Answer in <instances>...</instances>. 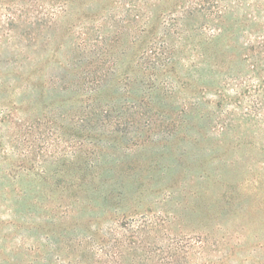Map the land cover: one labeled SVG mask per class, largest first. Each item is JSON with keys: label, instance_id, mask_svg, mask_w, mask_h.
Returning <instances> with one entry per match:
<instances>
[{"label": "rangeland", "instance_id": "1", "mask_svg": "<svg viewBox=\"0 0 264 264\" xmlns=\"http://www.w3.org/2000/svg\"><path fill=\"white\" fill-rule=\"evenodd\" d=\"M0 264H264V0H0Z\"/></svg>", "mask_w": 264, "mask_h": 264}, {"label": "trees", "instance_id": "2", "mask_svg": "<svg viewBox=\"0 0 264 264\" xmlns=\"http://www.w3.org/2000/svg\"><path fill=\"white\" fill-rule=\"evenodd\" d=\"M68 1H69V0H65V2H67V3H68ZM63 2H64V0H63ZM15 14H16V13H15ZM16 15H17V14H16Z\"/></svg>", "mask_w": 264, "mask_h": 264}]
</instances>
